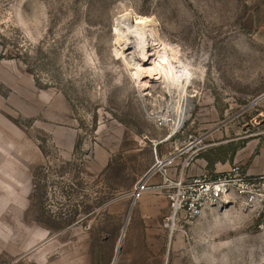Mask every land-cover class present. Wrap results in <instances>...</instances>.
I'll return each mask as SVG.
<instances>
[{
	"label": "rangeland",
	"instance_id": "rangeland-1",
	"mask_svg": "<svg viewBox=\"0 0 264 264\" xmlns=\"http://www.w3.org/2000/svg\"><path fill=\"white\" fill-rule=\"evenodd\" d=\"M127 12L192 74L183 134L159 155L203 138L192 170L221 173L264 138V0H0V264H264L262 217L241 199L174 223L165 192L132 198L173 86L144 73L141 90L116 33ZM142 41L171 53L150 28Z\"/></svg>",
	"mask_w": 264,
	"mask_h": 264
},
{
	"label": "built area",
	"instance_id": "built-area-1",
	"mask_svg": "<svg viewBox=\"0 0 264 264\" xmlns=\"http://www.w3.org/2000/svg\"><path fill=\"white\" fill-rule=\"evenodd\" d=\"M151 116L158 128H167L169 131L162 138L153 140L157 153L156 163L149 172V178H142L131 189L134 200L140 199L151 188L165 192L171 204L172 218L176 220L184 212L183 218L191 221L201 216L211 206L224 210L235 199H241L248 207L257 210L263 220L261 226L264 227V174H250L241 165H234L226 172L203 171L188 176V170L195 165L198 156L206 149L204 139L195 137L185 148L159 155L158 146L182 135L183 127L171 130L168 125L175 122L172 116L165 117L163 114L155 118ZM154 175L161 177V183L152 187L151 177Z\"/></svg>",
	"mask_w": 264,
	"mask_h": 264
},
{
	"label": "bare ground",
	"instance_id": "bare-ground-1",
	"mask_svg": "<svg viewBox=\"0 0 264 264\" xmlns=\"http://www.w3.org/2000/svg\"><path fill=\"white\" fill-rule=\"evenodd\" d=\"M149 28L153 32V36L161 41V44H165V46L168 45V51L169 49L171 50L169 55L163 57L160 49L159 51L154 52L152 47L146 49L141 47L140 42H143V36ZM116 31L120 37L119 40H121L123 46H126V51H124V53H126V55L132 54V56H130V61H135L134 64L136 66L133 68L132 74H134L138 79L136 81L140 84L141 90L142 88L147 89L144 83V76L141 75L144 73H151L148 77L153 80L167 78L169 79L168 81H170V85L173 86V91L170 95L172 102H168L166 107H160L157 110H153L154 112L151 113L153 116L151 117L155 118L157 116H161L162 114L165 117L172 116L175 122L173 124H169L168 127L171 130L181 129L189 119V114L193 108V102L191 99L192 96L189 94L190 87L193 85V82L192 74L188 65L184 64L176 55V52L169 45V41L162 37L157 22H155L152 18L147 16H138L133 19L132 12H127L121 15L117 20ZM129 49L132 51L127 53V50ZM172 221L175 223L174 217L172 218ZM175 229L176 227H173V230ZM121 244L122 241L120 242V246Z\"/></svg>",
	"mask_w": 264,
	"mask_h": 264
},
{
	"label": "crops",
	"instance_id": "crops-1",
	"mask_svg": "<svg viewBox=\"0 0 264 264\" xmlns=\"http://www.w3.org/2000/svg\"><path fill=\"white\" fill-rule=\"evenodd\" d=\"M167 142L168 141L164 143ZM166 153L167 152H163L162 155ZM197 161L201 164V167H206L208 164V161L204 157L201 159L197 158ZM234 164H240L243 169L250 174H264V138H252L247 141L243 147L236 151L234 162H230L229 159L217 161L215 164L216 171H219L220 167L225 168L227 165L232 166ZM192 169L193 168L188 170V176L196 174Z\"/></svg>",
	"mask_w": 264,
	"mask_h": 264
},
{
	"label": "trees",
	"instance_id": "trees-1",
	"mask_svg": "<svg viewBox=\"0 0 264 264\" xmlns=\"http://www.w3.org/2000/svg\"><path fill=\"white\" fill-rule=\"evenodd\" d=\"M238 148H236L234 151H233V154H232V156L230 157V161L231 162H233L234 161V158H235V153H236V150H237ZM209 165L211 166V164L209 163Z\"/></svg>",
	"mask_w": 264,
	"mask_h": 264
}]
</instances>
